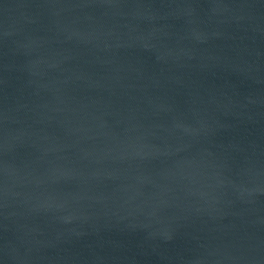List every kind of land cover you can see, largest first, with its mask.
<instances>
[{
  "label": "water",
  "instance_id": "water-1",
  "mask_svg": "<svg viewBox=\"0 0 264 264\" xmlns=\"http://www.w3.org/2000/svg\"><path fill=\"white\" fill-rule=\"evenodd\" d=\"M0 264H264V0H0Z\"/></svg>",
  "mask_w": 264,
  "mask_h": 264
}]
</instances>
